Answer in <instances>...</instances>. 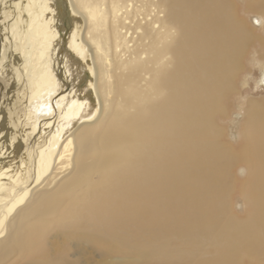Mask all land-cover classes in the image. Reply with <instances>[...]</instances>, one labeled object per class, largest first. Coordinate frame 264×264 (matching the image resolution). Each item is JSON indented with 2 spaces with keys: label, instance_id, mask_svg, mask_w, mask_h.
<instances>
[{
  "label": "bare ground",
  "instance_id": "1",
  "mask_svg": "<svg viewBox=\"0 0 264 264\" xmlns=\"http://www.w3.org/2000/svg\"><path fill=\"white\" fill-rule=\"evenodd\" d=\"M93 1L78 3L88 8ZM185 1L190 12L207 16L198 22L203 26L198 30L193 22L187 24L172 15L145 49L129 61L121 73L126 109L120 116V130L124 135L102 148L99 183L86 200H81L82 210L74 209L66 216L67 223L79 217L89 224L77 234L108 259L119 251L148 259L154 258L153 254L166 255L163 250L146 249L149 241L144 238V230L162 223L163 212L173 207L174 213L189 207L195 217L194 226H190L185 212L172 218L178 227L183 224V229H193L188 231L186 250L210 242L217 253L212 264H241V258L264 254V107L256 101L247 103L243 147L245 158L253 165L247 168L249 181L247 190H243L247 201L244 218L228 216L223 206L222 182L227 178L228 165L220 164L213 179L211 166L198 161L204 154L209 161L235 157L230 146L226 145L227 150L204 139L213 126L207 107L213 104L219 81L221 85L226 83L224 77L221 79L223 71L235 61L244 40L255 35L236 20L235 9L228 3L220 2L217 9L210 6L206 11L210 0ZM77 6L73 0H0V98L6 83L16 80V91L23 93L17 103L25 106L29 101L33 107L32 111L28 108L31 119L23 142L10 145L7 138H0V244L7 248L16 247L8 240L12 221L43 194L39 192L47 188L53 191L64 182L61 177H72L50 197L55 206L84 181L88 172L77 161L76 132L107 113L99 88L101 68L98 72L95 47L94 54L86 40L88 22ZM97 22V26L96 22L89 23L88 30L102 56L103 49L106 54L107 38L97 37L95 31L102 28L100 18ZM1 103L2 110L5 107ZM9 105L15 109V104ZM6 118L0 123V132L6 131ZM36 121L39 128L30 138ZM247 124L252 125L250 129ZM207 178L209 181H205ZM43 231H31L32 255L42 252ZM58 235L57 231L54 237ZM61 238L60 242H67L64 236ZM143 238L144 244L138 247L136 242ZM209 251L212 253V248ZM50 256L38 257L30 264L69 263ZM187 263L200 264L198 259ZM83 264L92 262L86 258Z\"/></svg>",
  "mask_w": 264,
  "mask_h": 264
},
{
  "label": "rangeland",
  "instance_id": "2",
  "mask_svg": "<svg viewBox=\"0 0 264 264\" xmlns=\"http://www.w3.org/2000/svg\"><path fill=\"white\" fill-rule=\"evenodd\" d=\"M73 1L76 6L78 4L77 7L79 11L85 16L88 22L86 40L92 50L94 51L95 49L97 54L98 59L96 58V63L98 72L99 67L102 72L101 75L99 73V88L104 98L107 113L105 115L102 114V117L100 116L98 121L92 124V126H87L85 128L82 127L84 130L81 128L76 132L75 154L78 157L77 161L80 160V165H85L86 172H88V175L81 183L82 185L77 184L73 187L71 192H69L70 194L67 196V199L65 198L66 200L64 199V201H60L61 204L57 202L56 204L58 205L55 204V206H52L54 201L52 200L53 198L50 199V197L53 194V196H55L56 193H59L62 184L68 183L72 177L69 176L70 179L66 177V175L63 178L61 177L60 181L63 180L64 182L60 186L58 185L53 191H50V188H47L39 192L43 194L37 196L31 205L20 212L12 221L8 240L12 243H16V247L7 248L5 244H0V264L36 263L38 260L36 258L42 257L44 259L49 255H51V258L55 257L58 261L66 260L69 263L76 264H83L86 258H89L92 264H164L166 261L167 264H188L187 262L194 259H198V263L200 264H203V261L212 264L217 258L215 246L210 242H205L202 246L196 244V246L199 247H196L195 249L186 250V243L189 238L188 231H192L193 229L186 230L183 229V226L185 227V225L182 224V226L178 227L174 224L175 222L172 218L175 216L177 217V215L174 214H182L185 212L188 219L187 221H190V226L195 225L193 223L195 217L193 216V213H189V207H185L186 209L183 210L184 212L179 208L180 210L175 213L173 212V209L176 208H170L169 211L170 213L173 212L171 213L173 215H170L169 211L166 209L162 214V223L152 224L150 226L151 230L148 227L145 228L144 238H147V240L145 239L146 242L149 241L146 245V249L148 248L151 251L163 250L167 252L165 253L166 255H163L164 253L159 255L153 254L152 256H154V258L151 259H148L143 255H140V257H138V255H124L121 251L110 259L105 258L100 255L102 251H99L98 249L95 250L96 248L94 246L92 247V244L87 243V245L84 240L79 237V234H77L78 230L80 232L82 229L87 228L85 226L87 222H85L84 219L73 217V220L69 223H67L66 220L68 213L81 207L83 204V201L81 200H86L96 186V183H99L101 174L100 168L103 158L101 152H103V149L114 141L112 139H116L118 135L120 138L123 137L121 135H124V131L120 130V116L126 109L125 98L121 96L123 94L121 82L122 71L125 70L135 54L145 49L147 44L154 38L155 32L158 31V29H162L167 23L165 20H168L172 15H175L179 20H184L187 24H192L193 22V26L198 30L199 27L203 26L199 25V23L205 20L207 16H197V14H194L195 11L193 13L190 12L185 0H94L95 4H93V1V6L89 5L88 8L81 7L78 0ZM220 2H222V4L228 3L230 7L232 6L233 9H235L233 11L237 18L236 20L239 23L242 22L244 28L250 33V35L253 30L252 32L255 36H251L250 40H244V47H242V50L237 54L235 61L229 64L227 69L223 71L221 79L224 77L226 83L221 85L222 80L219 81L220 85L217 84L218 91L213 94V104L207 107V109L211 111L213 118L209 120V124L213 121V126H211L210 134L204 139L212 144L221 146L224 149L226 148L227 150L229 149L226 145L230 146L232 149L231 152H233L235 157L231 159L224 158L222 160L216 158L215 160L209 161L206 154H204L203 158L198 161L202 166L204 164L211 166L210 172H212V178L214 177V173L217 172V168L220 164L228 165V170L226 171L227 178L222 182L223 190H220L224 194V197H222L223 206L225 207L228 216L234 215L244 218L247 211V201L244 198L243 190H247V184L249 181H247V168L253 165L248 157L245 158V148L243 147L245 141L242 133L246 126L245 118L247 114V103L249 101H256L264 107V25L262 23L263 20L261 15V13L264 15V7L262 6L264 0H210V2L206 4V11L210 6L211 10L217 9L216 7ZM155 7L157 9L152 11ZM204 8L205 7L202 9ZM200 17L202 20H200ZM99 18L101 19L102 28L95 31V33L97 34V37L104 38L105 36L107 38L106 54L103 49L102 56L101 54L98 55L99 52H97V46L91 38L90 31L88 30L89 23L91 25V23L94 24L96 22L97 26V20ZM145 57L146 56L144 55L143 59H145ZM14 82L15 83H6L5 91H3V95L0 98V103L2 102L5 107L2 110L0 109L2 117L0 123L3 122L4 116H7L6 123L8 124L6 131L0 132V138H7L10 145L11 143L19 142V140L23 142L25 139L26 132L29 130L27 122L31 119V113L28 111V108H30V110L33 109L32 104L29 101L26 102L25 106H21L20 103H17V101L23 97V93L16 91L18 85L16 80ZM9 104H15V109L10 108L13 106H10ZM42 111L43 110L40 112ZM25 119L26 121H24ZM35 123V131L30 134V138L36 134V130L39 128V123L37 121ZM250 126L252 125L247 124V129H250ZM166 141H169L168 138H166ZM198 141L200 140H196V142ZM17 144L18 143H15V145ZM10 147L11 146H9V148ZM14 150L12 149V151ZM205 181H209V178ZM70 202L74 203V206L71 205ZM68 209H70V211ZM53 212L54 216L52 215ZM48 213H50L49 216L46 215ZM44 215H46V217ZM50 222L52 224H49ZM47 224L50 227H47ZM87 225L89 226V224ZM35 230L38 231L37 233L44 230L40 237V241H43L44 248L40 243L39 248L41 249L42 247V252L37 256L34 254L32 255V251L30 250V247L33 248L34 246V244L30 243V238L32 232ZM57 231L59 232V235L54 237L55 232ZM72 233L74 234L70 237L69 235ZM62 236L67 239V242L65 240L60 242L61 239H63L61 238ZM23 237H25L24 240H22ZM144 238L143 240L141 239L136 242L138 247H141L144 244ZM52 242L56 243L51 244ZM20 243L23 244L22 247ZM59 244L60 247H57ZM45 246L47 247L45 248ZM203 248L204 251H202ZM210 248H212V253L209 251ZM213 254H215V256L211 257ZM156 257L158 260L155 259ZM42 258H39V260ZM238 261H240L241 264H264V254L259 255L256 258H241V260Z\"/></svg>",
  "mask_w": 264,
  "mask_h": 264
}]
</instances>
